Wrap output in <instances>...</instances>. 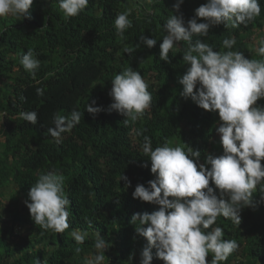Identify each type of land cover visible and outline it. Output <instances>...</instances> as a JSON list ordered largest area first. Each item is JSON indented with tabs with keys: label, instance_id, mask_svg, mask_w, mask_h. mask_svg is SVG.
Masks as SVG:
<instances>
[{
	"label": "trees",
	"instance_id": "trees-1",
	"mask_svg": "<svg viewBox=\"0 0 264 264\" xmlns=\"http://www.w3.org/2000/svg\"><path fill=\"white\" fill-rule=\"evenodd\" d=\"M175 2L154 0L149 5L147 0H89L84 11L66 20L58 0H33L31 19L0 18V26H7L0 33V137H5L0 145V264H34L36 259L47 264H83L84 257L94 251V240L90 235L77 255L76 242L69 235L73 229L100 231L110 246L104 253L105 264H128L130 254L131 264H139L146 240L135 233L131 216L158 207L132 197L138 183L146 185L154 178L150 165L142 166L147 159L142 153L144 136L151 138L153 148L185 143L201 152V162L206 153L222 152L214 131L218 115L179 95L182 86L177 78L186 70L182 60L186 42L178 45L179 50H170L169 63L159 59L162 25ZM205 2L184 0L180 10L185 20ZM260 4L261 15L248 26L216 25L201 39L223 52L228 50L223 39L234 36L236 44L231 50L260 59L250 43L256 31L264 35V0ZM128 8L133 9L129 17L133 26L121 39L114 20ZM142 34L157 39L156 45L148 49L141 44L132 54L123 53V47H134ZM29 49L41 62L35 80L19 64L20 56ZM128 66L148 82L152 104L138 121L125 124L122 115L109 110L108 92L113 76ZM38 87L45 89L43 96L37 95ZM93 100L94 106L103 108L95 115L85 111ZM257 103L264 104V100ZM73 109L83 117L57 145L47 134L53 114L68 115ZM21 111H36L37 125L19 119ZM53 169L65 177L70 200V228L63 233L35 225L24 203L37 174ZM120 175L128 178L130 186ZM5 197L11 199L9 205L1 202ZM253 199L254 206L242 210L238 226L224 217H218L212 226L222 227L224 239H235L239 245L220 264H264V202H260L259 190ZM152 251L151 264H163L155 258V249ZM206 260H211V254Z\"/></svg>",
	"mask_w": 264,
	"mask_h": 264
},
{
	"label": "clouds",
	"instance_id": "clouds-1",
	"mask_svg": "<svg viewBox=\"0 0 264 264\" xmlns=\"http://www.w3.org/2000/svg\"><path fill=\"white\" fill-rule=\"evenodd\" d=\"M153 2L147 0L149 5ZM183 2L176 0L162 25L164 35L159 45V59L169 63L170 50H179L178 45L186 42L182 57L186 70L177 78L182 86L179 95L218 115L214 131L219 136L222 152L219 155L206 153L201 162V152L185 143L176 146L165 143L153 148L151 138L144 136L142 153L147 159L142 166L150 165L154 178L146 185L138 183L132 197L158 207L151 213L138 212L131 216L135 233L146 240L139 254V264H151L153 249L155 258L163 264H220L236 252L239 245L235 239H224L222 227H212L217 218H228L238 226L242 210L254 206L257 190L260 202H264V165L261 163L264 160V104L257 103L264 100V35H259L258 39L256 35L252 37L260 59H250L240 51L231 50L236 44L234 36L223 39L222 45L228 49L223 52L214 50L201 39L216 25L233 29L248 26L261 15L260 0H206L188 20L180 10ZM58 4L67 20L84 11L89 0H58ZM32 5L33 0H0V18L31 19ZM132 11L128 8L114 20L116 34L121 39L133 26L129 18ZM201 18L203 22H198ZM6 30L7 26H0V33ZM156 43L157 39L142 34L134 47L124 46L122 51L132 54L141 44L151 49ZM19 64L35 80L41 62L34 50L23 53ZM148 88V82L138 71L130 66L124 68L111 79L109 110L122 115L125 124L138 121L152 104ZM44 91L43 87L36 88L39 96H43ZM95 103L94 100L87 103L85 111L92 115L103 111L102 107L94 106ZM82 117L83 113L76 109L68 115L56 112L47 134L59 145L64 134L70 133ZM18 118L33 126L38 123L36 111H21ZM141 134L136 131L137 136ZM3 143L5 137H0V145ZM120 180L131 184L126 176L120 175ZM27 196L24 203L35 225L55 233L70 228V200L61 172L53 169L38 173ZM88 225L92 227L90 220ZM69 235L76 242L77 255L82 251L80 245L91 235L94 251L84 257L83 264H105L104 253L110 246L99 230L89 233L73 229ZM209 254L210 261L206 260ZM132 258L130 254L128 264ZM34 264H47V261L36 259Z\"/></svg>",
	"mask_w": 264,
	"mask_h": 264
},
{
	"label": "rangeland",
	"instance_id": "rangeland-1",
	"mask_svg": "<svg viewBox=\"0 0 264 264\" xmlns=\"http://www.w3.org/2000/svg\"><path fill=\"white\" fill-rule=\"evenodd\" d=\"M259 33H260L259 31H256V34L255 35L257 36V39L259 38V35H261ZM252 37L250 38V43L255 44V42L252 40ZM1 202H3L4 205L5 204L9 205L10 202H11V199H9L8 197H5V198H2Z\"/></svg>",
	"mask_w": 264,
	"mask_h": 264
},
{
	"label": "crops",
	"instance_id": "crops-1",
	"mask_svg": "<svg viewBox=\"0 0 264 264\" xmlns=\"http://www.w3.org/2000/svg\"><path fill=\"white\" fill-rule=\"evenodd\" d=\"M5 191H7V193H9V194L11 193V192H9L10 190H8V189H5Z\"/></svg>",
	"mask_w": 264,
	"mask_h": 264
}]
</instances>
